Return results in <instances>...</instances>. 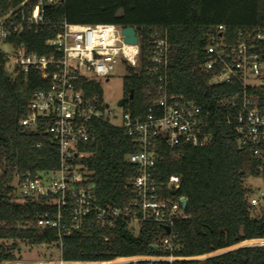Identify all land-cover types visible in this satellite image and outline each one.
Instances as JSON below:
<instances>
[{
  "label": "trees",
  "instance_id": "16d2710c",
  "mask_svg": "<svg viewBox=\"0 0 264 264\" xmlns=\"http://www.w3.org/2000/svg\"><path fill=\"white\" fill-rule=\"evenodd\" d=\"M50 26L32 36L29 48L46 53L44 41L60 32L62 23L76 25H118L132 27L140 40L136 67L126 62L125 102L134 116L147 112L155 94L156 78L148 60L155 32L167 34L169 44V87L195 101L211 113L210 147L178 150L160 145L154 178L167 181L180 177L181 186L171 194L185 197L189 218L173 226L176 248L163 249L165 228L156 223L141 225L135 234L127 222L103 228L93 217L83 228L62 241L63 261L104 262L118 257H174L168 261H139L135 264H264V246H248L210 256L251 240H264V206L260 213L249 205L253 190L245 186L249 176L261 171L251 152L237 146L232 127L219 123L224 109L219 101L237 92L230 85H209L210 76L200 70L206 46L218 26L226 28L232 42L243 32L264 33V0H66L49 11ZM262 48H264V43ZM49 87L42 75L32 71L27 77L12 79L0 56V264L21 261L18 242L53 246L54 230H20L17 224L43 214L45 200H22L11 187L15 174L37 175L60 167L57 147L42 131L31 132L20 125L28 114L34 92ZM84 90L103 99L102 83L88 81ZM126 107V106H125ZM94 141L82 145V162L92 174L99 202L123 207L134 199L129 182L138 168L128 161L137 152L125 131L100 121L95 123ZM41 143L39 148L37 145ZM153 246L157 249L154 250Z\"/></svg>",
  "mask_w": 264,
  "mask_h": 264
},
{
  "label": "built area",
  "instance_id": "2783aa9c",
  "mask_svg": "<svg viewBox=\"0 0 264 264\" xmlns=\"http://www.w3.org/2000/svg\"><path fill=\"white\" fill-rule=\"evenodd\" d=\"M65 3L66 0H0V56L8 75L17 79L34 71L49 82L47 89L33 93L28 114L20 125L31 132H45L57 147L60 158L57 170L14 175L10 186L22 200H45L48 204L46 212L34 215L17 227L56 231V246L61 250L63 239L81 230L90 217L103 228L127 222L133 232L135 228L139 232L145 223H156L170 227L171 232L163 240L162 248L173 250L177 240L173 226L188 219L189 215L183 208V200L187 199L171 194L180 188V177L172 176L163 182L154 178L160 145L164 142L180 153L186 147H210L214 142V134L210 131L211 113L183 94L171 92L168 38L166 33L159 31L154 33L148 58L149 71L156 78L155 94L144 117L132 114L130 99L121 108L119 117L107 108L104 96L101 99L97 94H87L84 84L102 79L108 81L118 63L125 67L126 62L137 66L140 40L138 45L126 44L123 30L127 27L124 26L65 22L59 25L60 32L55 37L44 41L46 53L31 50V37L50 26L49 11ZM261 42L264 43L262 32H241L232 42L226 35V28L218 26L205 48L200 70L211 77V86L236 87L234 95L219 101V107L224 109L219 123L232 127L237 146L251 152L264 182V48ZM128 48L136 49L134 61ZM100 121L125 131L137 146V152L128 157L138 168V176L129 182L134 199L123 207L100 204L92 174L82 162L85 153L81 146L94 141L95 123ZM37 146L41 148L42 144ZM50 176L51 179H47ZM248 202L254 210L263 207L264 191L253 190ZM249 246H264V240ZM175 260L174 257L138 256L104 262H69L60 258L51 264H135Z\"/></svg>",
  "mask_w": 264,
  "mask_h": 264
},
{
  "label": "rangeland",
  "instance_id": "374dc122",
  "mask_svg": "<svg viewBox=\"0 0 264 264\" xmlns=\"http://www.w3.org/2000/svg\"><path fill=\"white\" fill-rule=\"evenodd\" d=\"M127 75V69L122 63H118L115 67V71L109 77V80L102 79L103 96L104 101L109 105L110 109L116 113L117 116L122 115V109L118 106L119 100L124 98V78ZM115 124L118 122L113 121ZM118 124V123H117ZM47 179H51V176ZM245 186L252 190H259L260 193L264 191V182L261 176L254 177L249 176L245 180ZM260 213L259 209L252 212L253 216H257ZM137 234L138 229H134ZM240 245V244H239ZM239 245L231 248L235 249L240 247ZM20 248L21 264H51L58 261L61 258L60 249L56 246H31L26 242H18ZM242 247V246H241ZM229 249V250H231ZM226 250V251H229ZM225 250L211 254L210 256L226 252Z\"/></svg>",
  "mask_w": 264,
  "mask_h": 264
},
{
  "label": "water",
  "instance_id": "95a60500",
  "mask_svg": "<svg viewBox=\"0 0 264 264\" xmlns=\"http://www.w3.org/2000/svg\"><path fill=\"white\" fill-rule=\"evenodd\" d=\"M123 35L125 37L124 41L126 44H129V45H138L139 44V38H138L137 31L135 28H132V27L125 28L123 30ZM132 98H133V95L131 94L129 99L131 100ZM125 101H126L125 98L119 100L118 106L120 108H122L125 104ZM108 107H109V105H107V108ZM186 206H187V200H183V208H186ZM165 231L167 234H170V232H171L170 227H165ZM153 249L156 250L157 247L153 246ZM231 250H233V249H231Z\"/></svg>",
  "mask_w": 264,
  "mask_h": 264
},
{
  "label": "bare ground",
  "instance_id": "6f19581e",
  "mask_svg": "<svg viewBox=\"0 0 264 264\" xmlns=\"http://www.w3.org/2000/svg\"><path fill=\"white\" fill-rule=\"evenodd\" d=\"M128 50H130L131 51V53H130V56L133 58L134 56H133V53L135 52V48H128ZM133 61H134V58H133ZM258 240H251V241H246V242H244V243H242V244H240L239 246L241 247V246H249V245H253V244H255L256 242H257ZM227 250H229V249H227ZM226 251V250H225Z\"/></svg>",
  "mask_w": 264,
  "mask_h": 264
}]
</instances>
